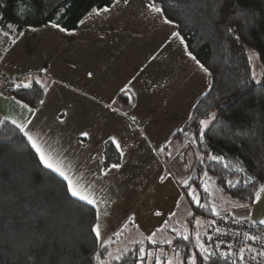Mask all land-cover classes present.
I'll return each instance as SVG.
<instances>
[{
	"label": "trees",
	"instance_id": "obj_1",
	"mask_svg": "<svg viewBox=\"0 0 264 264\" xmlns=\"http://www.w3.org/2000/svg\"><path fill=\"white\" fill-rule=\"evenodd\" d=\"M112 3L113 0H0L1 27L13 35L47 24L73 32L93 8ZM155 5L163 9L187 51L207 69L210 77L208 91L193 108V119L183 131L175 132L171 144L180 148L188 145L194 150L189 182L196 188L201 203L209 209L213 206L204 191L203 173L207 171L210 181L226 199L250 208L255 191L264 183V0H155ZM247 49L257 55L262 70L259 83L252 79ZM9 94L36 109L43 98V88L33 82L31 88H15ZM213 113L216 118L205 130L204 143H192L190 137L198 133L199 119ZM198 155L221 156L229 167L210 160L201 163ZM119 161L115 148L105 144L104 165ZM237 166L244 172H236ZM248 176L253 178L254 186L243 184ZM237 179L242 183L236 188L227 185V180ZM180 190L188 191L184 187ZM187 200L192 215L186 218L184 228L190 238L184 241L175 232L170 234V250L175 248L182 258L198 251L196 231L215 250L204 233L211 236L213 224L209 225V221L216 216L198 207L190 196ZM95 214L91 205L65 194L62 179L43 166L15 125L0 123V264H96V252L108 260V252L121 248L119 241L125 232L112 235L106 249L101 248L91 232ZM196 219L203 227L195 224ZM140 246L138 242L125 244L123 259L112 260L111 264H136V250ZM160 246L144 243L149 251ZM213 260L215 264H232L218 252ZM197 264H203L199 257Z\"/></svg>",
	"mask_w": 264,
	"mask_h": 264
},
{
	"label": "crops",
	"instance_id": "obj_2",
	"mask_svg": "<svg viewBox=\"0 0 264 264\" xmlns=\"http://www.w3.org/2000/svg\"><path fill=\"white\" fill-rule=\"evenodd\" d=\"M112 4L108 6L110 12L99 16H90V11L82 19L84 23L80 22L73 32H62L59 27L53 28L47 24L39 28H25L16 35L11 33L1 44L0 67L5 72L12 75H31L34 83L40 80L46 88H43L44 104L40 103L33 109L34 114L21 108L9 92L0 91V122L7 121L13 124V120L18 123L31 120L32 124L28 126L30 134L50 151L59 152L66 164L86 176L92 183L94 195L101 191L107 193L111 188L117 185L123 187L129 182L128 177L123 178V175L128 173L126 169L128 165H124L125 155L128 153H124L123 158L119 156L121 167L118 170L108 166L111 169L108 175H104L102 171L105 141L109 136L118 135L117 138L123 145L125 139L127 140L125 134L128 133L129 124L122 116L117 117L121 129L115 126V131L105 133L109 125L107 126L104 116L99 117V113H115L112 109L121 112L114 107L116 102H122L120 95L124 92L121 89L125 87L133 89L131 83L142 71L155 70L166 73L162 76H167L171 68L175 67V38L171 35L176 30L175 26L173 28L163 23L160 14L149 12L146 0H129L127 5L121 2L116 7H112ZM130 60L137 67L133 66L135 69L129 75ZM180 71L185 72L184 69ZM89 73L92 75L89 76ZM184 74L183 85L181 88L175 87L176 92L183 93V87L189 85L190 77ZM144 78L147 80L139 81L143 87L146 85L147 88H151L156 82L155 79L148 80L150 78L148 76ZM157 83L159 85V82ZM132 103L131 100L130 105ZM106 105H111V108ZM64 113L67 115H63ZM60 119L65 122L60 123ZM122 122L127 124L126 127L121 124ZM88 127H91L88 133L98 127L104 130L99 138L93 136L84 140L83 144L78 143V140H83L80 133L86 131ZM180 150L178 156L183 161L191 160L189 170L186 172L189 179L195 163V153L188 145ZM154 158L157 159L156 156ZM159 168L156 174L158 177L162 175V168ZM181 168L184 170L187 167ZM144 173L142 172L140 180L136 182L133 180L136 183L135 189L132 186L130 191L143 190V184L153 176V173L149 176H146L148 172ZM102 177L105 181H102ZM227 200L222 198L221 202L228 204ZM141 202L135 198L132 202L121 201L116 206L106 204L105 208L108 209L106 215L101 216V223L103 222L107 228L110 239L112 235L123 231L124 225L130 223L136 209L143 206ZM123 204L129 211L125 219L115 210V207L118 210ZM229 204L234 202L230 201ZM232 208L235 210L231 213L234 217L237 216L238 220L264 226L259 223L260 220H264V194L260 202L253 203L250 208H242L235 204ZM244 217L249 219L244 220ZM107 225H118L119 228L113 232V228L109 229ZM102 232L104 234L103 229Z\"/></svg>",
	"mask_w": 264,
	"mask_h": 264
},
{
	"label": "rangeland",
	"instance_id": "obj_3",
	"mask_svg": "<svg viewBox=\"0 0 264 264\" xmlns=\"http://www.w3.org/2000/svg\"><path fill=\"white\" fill-rule=\"evenodd\" d=\"M169 25L174 28L173 24ZM247 55L251 64L252 79L253 75H255L256 79H253V81L257 83V81H260L262 75L257 55L250 49H247ZM130 62L131 64L129 67L131 71L128 73L129 75L137 67L131 60ZM188 64H190V66ZM133 66H135L134 69ZM181 69H184L185 72L180 71ZM172 72H175V74ZM182 72L188 74L190 77L189 85L183 87V93L181 91L176 92L175 88H181L183 85L184 76ZM169 73L167 76H162V74L166 73L157 72L155 70L142 71L135 78V81L131 83V87H133L131 92L127 95L125 93L120 95L122 102H116L114 105V107L121 112L99 113V117L104 116L105 121H107V126L109 125L105 133H109L108 131L110 130L115 131V126L121 129L117 117L122 116V119L129 124L128 133L125 134L127 140L125 139V143L122 145L124 153L129 154L125 155L124 161V165H128L126 167L128 173L123 175L124 179L125 176L129 178V182L123 187L117 185L111 188L107 193H105V191L96 193L95 197L100 202V212L103 215V213L107 211L108 208H105L106 204L116 206L119 205L121 201L123 203H125V201L132 202V199L135 198L143 203L141 208L139 206L136 209L133 219H130V223L126 224L127 227H124V230L122 229L126 234L123 233V236H121L119 241V244L121 243V248H116L113 252L114 254L125 250V248H122L125 247V244L144 240V237L150 235L153 231H156V229L164 228L165 221H167L168 227L165 228L163 232L157 233V239H172L170 235L172 233L170 230L171 227L174 226L181 230L185 226L186 218L189 217L190 211L187 203L189 196L184 195L185 193L178 190V187H180V189L182 187L178 181L188 178L186 172L189 170V163H191V160L187 161V159H185L183 161L178 156L181 152V148L175 144H171V137L175 132L187 125L194 106L210 87V77L207 72L201 71L199 67L188 58L185 46L180 44L179 40L176 38L175 67L171 68ZM176 74H178V76ZM147 76L150 77L148 80H156L151 88H147L146 85L143 87V85L139 83L140 80H147L144 78ZM157 82H159V85ZM129 96H131V99H129ZM131 100L133 102L132 105H130ZM125 101H128V103ZM121 124L124 127L127 125L125 122ZM90 128L91 127H88L86 131ZM103 130L102 127H98V129L94 128L93 132L90 131V137L93 138L94 136L96 139L99 138ZM124 131L127 132V129ZM115 137L117 138L118 135H115ZM145 137H147V139H145ZM159 147H165V152L159 153L156 151ZM168 153H171V156H169ZM158 155H160V157ZM154 156H156L157 159H155ZM181 166L187 168L183 170ZM159 167L162 168V175L171 174L169 179H166L164 182H161L158 175H156L160 170ZM142 172H145L144 174L148 172L146 176L153 173V176L149 177L146 183L143 184L144 187L142 191H130L129 189L132 186L133 189H135L134 184H136V180L142 178ZM116 177H118L117 173ZM102 181H105V178ZM207 187L210 204H212V202L213 205L217 203L218 206H215L220 215L225 214L233 218L234 216L232 213L235 209L233 210L232 206L234 207V204L236 206L239 205L235 201H233L234 204H229V202L232 201L229 199L227 200L229 201L227 202L228 204L221 202V199H226V197L216 187L213 181H209ZM127 195L128 197H126ZM181 195H184L183 199H180ZM178 201L179 207H177ZM115 210L119 211L124 219L127 218L129 211L125 204L118 210L117 207H115ZM156 212H161L162 215L156 216ZM173 212L176 213L175 216H171ZM235 218L237 219V216H235ZM212 221H214V219H212ZM107 226L109 229L113 228V232L119 228L118 225ZM102 229L105 234V239L110 241L108 230L104 227L103 222ZM125 235H128L127 240ZM145 242L147 241L144 240V243ZM161 248L163 249L162 254L160 253ZM153 250L156 251L157 254H161V259H169L174 255L172 250H170V246H166V244H161L160 247L153 248L151 251ZM166 250L168 251L166 252ZM162 261H164V259H162Z\"/></svg>",
	"mask_w": 264,
	"mask_h": 264
},
{
	"label": "snow or ice",
	"instance_id": "obj_4",
	"mask_svg": "<svg viewBox=\"0 0 264 264\" xmlns=\"http://www.w3.org/2000/svg\"><path fill=\"white\" fill-rule=\"evenodd\" d=\"M121 2L123 4L127 5L129 3V0H113L112 7L118 6ZM147 9L151 13L160 14L163 18V23L165 24H171L172 21H170L167 17L163 15V9L160 7H157L155 5V0H150V2L146 5ZM110 12V8L103 7L100 9L93 8L91 10V15L99 16L102 13H108ZM84 21H81V24H83ZM12 26L9 25V28ZM53 28H58L59 25L53 24ZM35 30V29H33ZM60 31H64L63 28L59 29ZM172 37L179 40L180 44L184 45V40L180 36L178 32H173ZM185 51L188 55V57L199 67V69L203 72H207V69L200 64V62L197 60V58L189 51H187V46L185 45ZM254 55V54H253ZM92 74L89 73V76ZM253 79L255 80L256 77L253 75ZM33 78L32 77H25L21 82H17L15 84V87L17 89H29L32 87ZM260 81H257L259 83ZM36 84H39L42 88H46V85H44L40 80L35 81ZM122 92H124L126 95L131 92V88L125 87L121 89ZM129 99H131V96H129ZM18 104H20L21 108L26 109L29 113H33V109L29 107L28 104H23L20 101H17ZM41 105L44 104V101H40ZM115 103V101H113ZM107 107L111 108V105H106ZM113 111H116V109H112ZM34 114V113H33ZM63 115H67V113H64ZM215 114L213 113L211 117L205 118V119H199V131L197 134H193L190 137V140L192 143H195L197 140L200 143H204L205 141V130L209 128V125L215 120ZM59 119V117H58ZM189 119H193L192 117H189ZM65 121L60 119V123H64ZM2 123V122H0ZM13 124H15V127L19 129L20 133H22L28 140L29 144L31 145V148L35 151L36 155L39 157L40 162L43 164V166L46 169L51 170V172L55 173L57 176H59L62 179L64 191L66 195H70L71 197L76 198L79 201L85 202L87 205H91L94 209H96L95 214V223L93 224L91 228V232L94 233V240L96 243H99L101 248L107 247V244L110 242L105 239V236L102 232V223H101V215L99 209V201L96 199L94 195V189L92 186V183L87 179L86 176L83 174H80L78 170H75L71 165H68L65 163L64 159L61 157L60 153L56 150H49V148H46L43 143H41L36 137L32 136L30 134L29 125L32 124L31 120H27L25 123H18L15 120L12 121ZM183 131V129H181ZM185 135H188V133H185ZM80 137L83 138V140H78V143L83 144L84 140L90 139V133L87 131H83L80 133ZM147 139V137H145ZM106 144H110L115 147L116 152L118 155L123 158L124 156V150L120 143V141L115 136H109L108 139L105 141ZM170 143V142H169ZM50 147V146H49ZM159 153L165 152V147H159L156 149ZM169 156H171V153H168ZM103 159V157H102ZM198 159L201 163H204L205 160L214 161L215 163H223V166L225 168H228L229 165L227 163H224V158L218 155H207V156H199ZM121 167V164L113 163L111 165V169H119ZM110 168H108L107 164L104 165V168L102 169L104 175H108L109 171H111ZM235 171L239 173H243L244 169L237 166L235 167ZM168 175H161L159 177V180L161 182H164L166 179H169ZM204 177L206 178L203 181L204 184V191H208V182L211 180V177L208 176V172L205 171L203 173ZM178 183L181 184L182 187L186 188L188 191L184 194L191 197V201L194 202L198 207L205 209L206 211L210 210L211 214L213 216H217L220 219H224L220 216L219 212L217 211V207L215 205L211 206L210 209L208 205L201 203L199 194L196 191V188L192 187V185L189 182L188 178L181 179L178 181ZM242 181L240 179H237L235 181L233 180H227V185L231 188H236L238 185H240ZM244 185L253 184V178L251 176L246 177V179L243 181ZM262 194H264V184L260 185L259 189L255 191L254 193V199L253 203H259L262 199ZM184 195H181L180 199L184 198ZM177 207H179V201L177 202ZM240 207H247V205H240ZM103 215H106V213H103ZM156 216H161V212H156ZM176 213H171V216H175ZM192 213L189 212V216H191ZM171 218V217H170ZM244 220L249 219V217H244ZM233 222H239L235 217H233ZM214 221H209V225L213 224ZM259 223L261 225H264V220H260ZM195 224L198 227H203L201 224V221L199 219L195 220ZM127 227V225H125ZM168 227L167 221H165L164 228H158L156 231H153L150 235H147L144 237V240H146L151 245H157V244H168L169 246H172L173 240L172 239H157V233L163 232L165 228ZM172 232L176 233V236L184 241H188L190 238V233L188 232L187 228H183V230H180L176 227H171L170 229ZM218 233H220V229H215ZM117 236L120 235L119 232L116 233ZM204 235L207 237V240L209 242L213 241V237L209 236L207 232L204 233ZM233 235H238L237 233H234ZM195 239V247L198 250L197 252L192 253L191 255L182 258L180 255V252H178L175 248L172 249L174 255L162 261L161 254L163 253V249H160L161 254H156L153 251L146 250L144 247V240L138 241L140 243V247L136 250L137 256H136V264H152L153 259L155 260V264H197L198 257L202 260L203 264H209V261H212V264H215V261L213 260V257L216 256V252L219 251L221 244L224 243V241H219L215 243V250H212L208 244L203 242L201 240V233L199 231L195 232L194 235ZM244 239L255 241L258 239V237L251 236L248 233H244ZM228 248H231L232 245L228 244L226 245ZM245 250H247L249 253L252 252V248L247 247L245 245L244 247H241L238 252V258L241 262L245 260ZM125 250H122L120 253L114 254L112 252H108V260L102 259V253L96 252L94 259L96 261V264H111V260L120 261L123 259V255ZM233 253L231 252H220V257L227 260L229 257H231ZM256 255L260 257H264V251H258ZM256 256H252V259H255Z\"/></svg>",
	"mask_w": 264,
	"mask_h": 264
},
{
	"label": "built area",
	"instance_id": "obj_5",
	"mask_svg": "<svg viewBox=\"0 0 264 264\" xmlns=\"http://www.w3.org/2000/svg\"><path fill=\"white\" fill-rule=\"evenodd\" d=\"M2 14L0 12V58L2 57L1 44L9 37L10 33L1 27ZM25 77H32L31 75H12L5 72L0 67V91L10 92L15 89V84L21 82ZM33 83V82H32ZM224 219H220L217 216L214 219L213 230L211 236L213 237L212 243L215 245L216 242L224 241L221 244L218 255L220 252H231L233 255L229 257L226 261L232 264H264V257L256 255L258 251H264V226L253 225L246 221L233 222V218L226 216L225 214L220 215ZM219 228L220 233L215 229ZM237 233L238 235H233ZM244 233H248L251 236L258 237L257 240L251 241L244 239ZM231 244L232 247L228 248L226 245ZM252 248V252L249 253L245 250L244 256L245 260L241 262L238 258V252L241 247ZM256 256L252 259V256ZM223 259V258H222ZM225 260V259H224Z\"/></svg>",
	"mask_w": 264,
	"mask_h": 264
}]
</instances>
